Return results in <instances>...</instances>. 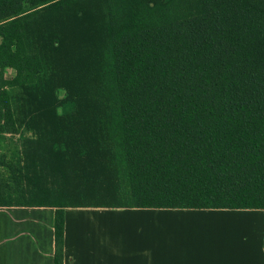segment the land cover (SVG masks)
I'll return each mask as SVG.
<instances>
[{
	"label": "trees",
	"instance_id": "16d2710c",
	"mask_svg": "<svg viewBox=\"0 0 264 264\" xmlns=\"http://www.w3.org/2000/svg\"><path fill=\"white\" fill-rule=\"evenodd\" d=\"M70 1L0 0L2 87L21 90L3 89L7 114L12 99L73 169L52 203L0 207L56 208L55 264L67 207L264 210V0H127L107 16L106 75L95 32L52 69L25 46L20 18Z\"/></svg>",
	"mask_w": 264,
	"mask_h": 264
},
{
	"label": "crops",
	"instance_id": "0c3cea01",
	"mask_svg": "<svg viewBox=\"0 0 264 264\" xmlns=\"http://www.w3.org/2000/svg\"><path fill=\"white\" fill-rule=\"evenodd\" d=\"M53 207H0V264H55ZM63 264H264L263 209H63Z\"/></svg>",
	"mask_w": 264,
	"mask_h": 264
},
{
	"label": "rangeland",
	"instance_id": "374dc122",
	"mask_svg": "<svg viewBox=\"0 0 264 264\" xmlns=\"http://www.w3.org/2000/svg\"><path fill=\"white\" fill-rule=\"evenodd\" d=\"M154 1L164 4L168 0ZM126 3L127 0H71L62 9L53 6L44 10H31L20 18L25 46L29 52L39 55L45 68L58 67L71 50L77 57L78 50H73L74 46L90 42L93 37L89 38L87 32H95V40L101 43L100 47L103 45L101 54L104 64L101 69L106 75V64L110 58L108 38L104 33L107 16L111 11L114 14L119 12ZM79 13L84 14L80 19L76 15ZM61 46L65 50L58 52ZM15 76L14 68L0 67V87L4 86L3 80L10 81ZM3 89L21 91L12 85L0 89V205L32 204L40 199L52 203L58 198L57 194L64 190V171L71 176L73 169H67L59 162L64 149L58 151V145L53 142L54 136L48 128L37 121V129L18 124V115L22 116L21 107L14 105L12 99V116L9 117ZM55 96L58 100L56 112L59 115L72 112L74 106L65 88H57ZM8 128H15V131L8 132Z\"/></svg>",
	"mask_w": 264,
	"mask_h": 264
}]
</instances>
